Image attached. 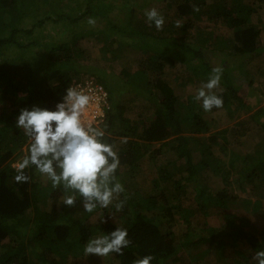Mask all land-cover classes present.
Returning a JSON list of instances; mask_svg holds the SVG:
<instances>
[{"label":"trees","instance_id":"trees-1","mask_svg":"<svg viewBox=\"0 0 264 264\" xmlns=\"http://www.w3.org/2000/svg\"><path fill=\"white\" fill-rule=\"evenodd\" d=\"M34 1L0 0V25L11 16L9 30H0V264L74 263L85 257L84 247L90 239L116 227L127 229L131 243L123 255H109L114 264H135L146 255L154 257L151 264H205L206 260L257 264L254 254L264 250V140L251 153L241 155L229 146L228 128L212 129L215 125L210 114L223 111L234 118L255 109L252 115L264 130V109L255 108L260 100L255 92L264 95V84L254 87L255 77L241 67L264 51V18L259 17L264 0H166V6L175 10V20H180L181 27L174 33L177 23L173 21L160 30L145 21L144 7H140V16L133 14L138 9L133 7L126 25H118L110 20V12L116 13L115 0H78L74 2L80 10L77 16L69 14L72 7L68 0L59 4L58 0H41L52 8L54 20L65 18L71 25L82 17L104 22L97 30L80 29L74 33L79 36L53 46L39 38L44 37L45 29L34 35L13 19L14 11L22 14L19 7ZM193 5L199 7L198 12L193 11ZM202 15L222 23L231 34L198 30L196 40L185 43L190 18L197 20ZM37 23L36 27L43 24ZM115 32L141 42L131 46L142 55L135 70L119 71L130 95L120 91L111 73L90 64L85 53L87 38L94 37L101 42L104 59L121 60L119 48L125 44ZM31 45L45 50L48 64L40 73L42 66L35 67L27 59L34 55L25 52ZM15 47V57L4 55ZM175 60L183 73L174 77L178 82L171 87L163 70L165 63ZM217 66L223 68L215 90L222 96L223 107L206 112L194 96ZM85 81L100 85L106 93L104 117L97 124L104 128L105 141L114 145L119 156L115 175L125 189L119 199L127 197L120 211L114 201L108 208L85 212L79 197L75 207H66L60 201L75 193L65 192L62 186L54 189L49 179L40 182L35 166L24 170L28 182L15 180L17 166L11 162L19 163L29 148L28 137L15 125L20 110H31L34 105L53 110L71 84ZM186 84L194 85L191 92L184 88ZM133 93L148 102L146 116L127 114ZM124 139L127 143H121ZM22 146L26 153L22 154ZM214 148L223 156L214 158ZM160 157L163 164L156 162ZM205 171L222 187L217 189L213 181V189ZM213 209L222 226L195 223L197 214ZM240 209L253 213L256 221L243 216ZM194 251L198 252L192 255Z\"/></svg>","mask_w":264,"mask_h":264},{"label":"clouds","instance_id":"clouds-1","mask_svg":"<svg viewBox=\"0 0 264 264\" xmlns=\"http://www.w3.org/2000/svg\"><path fill=\"white\" fill-rule=\"evenodd\" d=\"M193 11L199 7L193 5ZM146 18L160 30L164 17L155 9L147 10ZM94 18L88 24L94 26ZM177 27H181L177 23ZM223 68L214 67L207 82L197 90L194 99L202 102V108L210 112L213 108H222V96L216 93L219 88ZM89 92L78 87L65 90L62 100L54 110L32 106L31 110L22 108L15 125L29 139L26 155L16 167L15 180L28 182L30 177L24 170L35 166L36 170L51 181L54 189L63 187L67 195L60 201L66 207H75L79 197L85 212H93L97 207L108 208L114 205L120 211L127 197L120 200L125 192L124 186L116 178L120 160L114 145L105 141V130L95 121H86L84 113L92 102ZM121 143H127L124 139ZM126 228L116 229L108 234L90 239L84 247V256L89 254L107 257L110 254L123 255V249L130 245ZM154 257L146 255L135 264H151ZM257 264H264V250L254 254Z\"/></svg>","mask_w":264,"mask_h":264},{"label":"rangeland","instance_id":"rangeland-1","mask_svg":"<svg viewBox=\"0 0 264 264\" xmlns=\"http://www.w3.org/2000/svg\"><path fill=\"white\" fill-rule=\"evenodd\" d=\"M51 1L53 2L54 0H51ZM59 1L60 0H58V4H59ZM68 1L71 2L70 6L72 7V10L68 11L69 14L72 16H77L80 10L77 11L78 6L75 3H77L78 0H68ZM120 4L121 6H119ZM166 4H168L166 0H115L113 5L117 6L114 9L116 13L112 15V12H110L111 14L110 20L114 24L117 23L118 25H126L127 21L129 20L130 14L132 13V8L137 7L138 9L133 14L135 16H140L139 15V11L141 10L140 7H142V10L144 7L145 12L147 10L155 8L164 17V24H163L164 26H167L172 21L175 23L180 22V20L178 19L175 20L174 18L175 17L174 8L171 6L167 7ZM48 5L49 4L47 3L46 4L41 3V0H35L33 3H30V2L25 3L19 7L20 9H22V11H24V13L18 14L16 11H14L15 14L13 17L18 27L22 29H31L33 30L34 35L39 36V33H42V31L45 29L44 37H39V38H41L44 41V43H47L48 46H51V45L53 46V44H56L59 41H67L70 39H74L73 35L79 36L74 33L79 32L80 29L81 31L84 28L94 30L96 28L97 29L101 28V24H104L102 20H95L96 21L95 25L91 26L88 24V20H86L85 17H82L81 20L77 21L76 23L72 25L68 24L65 18L62 20L60 19L54 20L53 18H56V16L53 15L54 14L53 11L50 10L52 8H50ZM260 7H261V10L259 12V17L263 19L264 18V5L261 4ZM143 18L145 21H148L146 16H144ZM10 19H11V16L5 17V19L1 20L2 22H5V24L0 25V28H1L0 30L2 33L4 32V30H7V31L9 30L7 28H8V25H9L8 22L10 21ZM38 21L42 22L43 24L39 27H36V25L38 24L37 23ZM190 22H191V27L189 28V34H187V37L184 38L185 43L191 42V40L192 41L196 40L197 38L196 31L198 30L213 31L214 33L219 34L221 36L223 35L226 36V35L231 34V31L228 28H226L222 23L220 22L215 23L216 21H214V18L210 20L205 19L204 15H202V17L197 20L190 18ZM177 28L178 27H175L173 29V33L175 32ZM114 35L118 37L119 42L122 41L125 44L123 45V47L119 48V50L121 51L120 53L122 57L121 60L113 59L110 62L109 60L104 59V57L101 55L102 53L100 52L101 42L95 40L94 37L87 38L88 47L85 50V53L88 59L90 60V64H92L94 67L104 68L105 70L104 73L106 72H108V74L111 73V75L114 76V80L116 82V85L119 86L120 91L126 90L125 92L130 95V92H128L130 87H127L126 85L121 83L122 81H121L120 76L122 74H120L119 71L122 68H125L126 70H128V72H131L135 70V68L137 67V63L139 62L140 58H142V55L140 54V51H138V48H132L131 46L133 42L136 44L139 43L140 39L133 36V40H131L132 38L131 35L126 34L127 36H125V34H119L118 32H115ZM261 41L263 42V45H264V31H262L261 33ZM17 50L18 49L16 47L9 49L8 51H5L4 55L8 57H15L17 55L16 54ZM25 52L27 54H32V53L34 54L33 57H27V59L29 62L33 63L35 67L38 65L42 66L41 70H39V73L42 71L43 68L47 66L48 63L46 62L45 55H43L45 53V50L41 49L40 46L31 45L30 47H26ZM241 67L243 69H246L248 71V74L250 73L251 75L255 77V80L253 83L254 87L259 86L262 88L264 84V51H262L257 56L251 57V59L248 60L244 64V67L243 66ZM259 69L261 70V72ZM163 72H164L163 74H164L165 80L169 83L171 87H175L178 82V80H175L174 77L179 76L180 73H183L179 60H175L173 64L165 63V68ZM193 86H194L193 84L192 85L186 84L184 88L187 90V92H191ZM256 92H255V95L256 97H258V99L260 98V100L255 108L262 107L264 109V95L262 94L258 95V92L257 93ZM131 97L133 98L132 103H131L132 109L129 110L127 114H130L132 118H136L138 116L140 117L146 116L149 113V109H150L148 102L142 96H140L139 93H135V94L133 93ZM254 110L255 109L250 110L248 112L247 111L241 112L234 118L227 117V115L223 111L210 114V118L212 119V122L215 125L214 127H212V129L217 130L221 128H228L229 129L228 130L229 131L228 133L229 134V146L232 149L236 150L241 155L242 154L246 155L248 153H251V150H253V148L256 147L257 143H260L264 140V130L262 129L261 126H259V124L255 120L256 118L252 115ZM234 114H237V113H234ZM263 116H264V111H263ZM236 132H239V134ZM263 146H264V142H263ZM21 149H22V154L26 153L25 146H22ZM220 153L221 152L217 148L213 149L214 158L223 156ZM160 158H158L156 162L158 164H163L162 162H164L165 160H163L162 158L160 159ZM11 164L17 166L18 161L11 162ZM248 166L250 169L252 168L250 162H248ZM204 175L208 179L207 182L215 181L217 183V189L222 187V183H220L219 180H216V178L214 177L212 178L211 177L212 175L210 174L209 171H205ZM47 180H48L47 177L40 174V178H39L40 182L46 183ZM137 182L139 185L140 181H137ZM211 185H212V188L215 189L214 182ZM212 202L213 204L215 203L214 201ZM195 203H193L192 206H194ZM45 208L47 210L49 209L48 203L45 204ZM239 212L243 216H246L247 218H249L251 221H256V217L254 215L252 216L253 213L246 214V211H244V209H240ZM79 213H81V211H79ZM196 217L197 218H196L195 223L201 224L200 226H202L203 222H206V224L211 225V226H222L223 224L221 217L219 216V213H216V210L214 209L211 212L208 210L207 214H205V212L204 213L201 212L200 214H197ZM177 228L178 230L181 231L182 225L179 224ZM243 249L246 250L245 247ZM197 252L198 251H194L192 255H194ZM182 254H184L186 257L190 256L187 253L186 254L182 253ZM210 261L211 260H206L205 264H219V263L224 264V262L222 261L214 262L212 260L211 263ZM70 262H71V259H70ZM70 264H114V261L109 256L102 258L97 255L91 254L90 256L83 257V258L78 257L76 260H74V263H70Z\"/></svg>","mask_w":264,"mask_h":264},{"label":"built area","instance_id":"built-area-1","mask_svg":"<svg viewBox=\"0 0 264 264\" xmlns=\"http://www.w3.org/2000/svg\"><path fill=\"white\" fill-rule=\"evenodd\" d=\"M69 87H78L80 89H83L89 94L92 95L93 100L89 104L88 108L86 109L84 113V119L86 121H95L96 123H99L102 118L104 117V110L103 106L106 103V93L103 90V88L100 85L95 84L92 81H85V82H78L75 84H71ZM55 109V107H54ZM53 109V110H54Z\"/></svg>","mask_w":264,"mask_h":264}]
</instances>
